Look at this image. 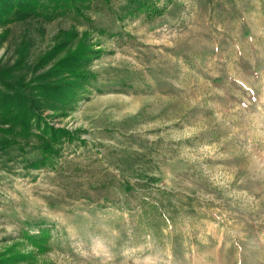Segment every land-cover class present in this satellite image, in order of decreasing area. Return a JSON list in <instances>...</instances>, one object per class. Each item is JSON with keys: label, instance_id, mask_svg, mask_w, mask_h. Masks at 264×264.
I'll return each mask as SVG.
<instances>
[{"label": "rangeland", "instance_id": "rangeland-1", "mask_svg": "<svg viewBox=\"0 0 264 264\" xmlns=\"http://www.w3.org/2000/svg\"><path fill=\"white\" fill-rule=\"evenodd\" d=\"M150 1L0 24L2 68L31 39L28 76L61 29L94 50L43 113L73 134L53 164L0 151V264H264V0Z\"/></svg>", "mask_w": 264, "mask_h": 264}, {"label": "trees", "instance_id": "trees-1", "mask_svg": "<svg viewBox=\"0 0 264 264\" xmlns=\"http://www.w3.org/2000/svg\"><path fill=\"white\" fill-rule=\"evenodd\" d=\"M93 1L0 0V24L6 27L33 18L48 22L81 16ZM129 1L128 11H148L153 4L150 0ZM57 36V44L35 62V67L40 65L41 70L50 64L43 74L37 76L35 70L33 76H28L31 72L23 70L32 44L27 37L22 38L16 49L19 60L25 58L20 66H0V151L36 147L41 158L27 159L31 167L53 164L63 142L73 138L69 130L42 126L44 111L84 94L92 78L90 62L94 50L87 36H80L75 29H61Z\"/></svg>", "mask_w": 264, "mask_h": 264}]
</instances>
